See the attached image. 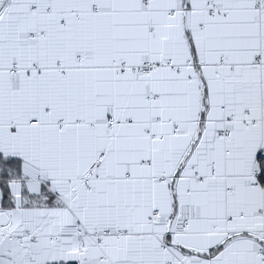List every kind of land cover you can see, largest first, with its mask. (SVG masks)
<instances>
[{
  "label": "snow or ice",
  "instance_id": "snow-or-ice-1",
  "mask_svg": "<svg viewBox=\"0 0 264 264\" xmlns=\"http://www.w3.org/2000/svg\"><path fill=\"white\" fill-rule=\"evenodd\" d=\"M0 264H264V0H0Z\"/></svg>",
  "mask_w": 264,
  "mask_h": 264
}]
</instances>
